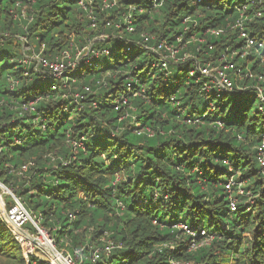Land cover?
I'll use <instances>...</instances> for the list:
<instances>
[{"label": "trees", "instance_id": "trees-1", "mask_svg": "<svg viewBox=\"0 0 264 264\" xmlns=\"http://www.w3.org/2000/svg\"><path fill=\"white\" fill-rule=\"evenodd\" d=\"M114 4L0 0V183L58 251L81 248L82 264H264V174L255 151L264 137L256 97L264 88V0ZM241 32L261 44L243 57ZM142 34L153 40L144 44ZM18 36L50 61L86 46L100 54L55 79L28 61ZM160 41L188 60L161 67L146 49ZM228 62L232 91L206 92L197 66ZM4 202L8 209L11 198ZM103 239L121 249L92 263ZM192 241L207 244L191 251ZM0 264L48 263L25 259L0 219Z\"/></svg>", "mask_w": 264, "mask_h": 264}, {"label": "built area", "instance_id": "built-area-1", "mask_svg": "<svg viewBox=\"0 0 264 264\" xmlns=\"http://www.w3.org/2000/svg\"><path fill=\"white\" fill-rule=\"evenodd\" d=\"M102 4L104 8H111L113 7L114 0H102ZM82 6V4L80 3ZM12 13V12H11ZM24 12L21 13L23 15ZM259 15V14H257ZM17 15H14V18H16ZM92 21L93 18L89 17ZM125 24L127 25V31L130 33L132 32L131 20L130 16L125 17ZM237 26L240 27V22H237ZM221 32L220 31H212L210 34L213 36H218ZM6 35V34H5ZM240 37L244 39L245 45H244V52L242 53L241 57H243L246 52L253 47L256 42L249 37L245 32L240 33ZM103 36H100L99 39L103 40ZM141 39L144 44H147L150 40H153L149 35L142 34ZM19 40L21 43H24L26 39L24 37H20ZM258 48L261 47V44H256ZM146 49L152 53L159 55V60L161 67L166 68L168 61L172 59L176 54L178 50L173 51L172 49L168 48L164 42H155L151 46H146ZM166 52V54H165ZM89 53H91L92 56H98L100 53H96L94 51L90 50L89 46L83 47L82 49L78 50L74 57H71L68 53H64L63 56L60 59H56L54 61L47 60L40 56H35L32 61L35 62L36 68L40 67L42 69H45L46 71L50 72L53 78L60 79L65 72L68 71H74L76 68H79V62L82 60L83 57H86ZM104 54H107L106 51L103 52ZM171 57V58H170ZM189 55L184 54L179 62L184 63L188 60ZM84 65H88V60L84 61ZM197 69L200 72V75L207 78L208 84H206L205 91L208 92L210 89V86L212 88H215L218 91H225V92H231L233 89V81L229 77V72H233L235 67L231 62H228L225 64L224 67L221 69L212 67L209 64L199 67L197 66ZM192 75V73H190ZM258 81H262L261 77H258ZM210 85V86H209ZM54 89V87H53ZM83 90L88 93L90 92V89L88 87H84ZM256 97L259 99L261 107H264V88L262 87H256ZM82 96L79 94L74 95V101L77 102L78 100H81ZM31 104H29L28 108H30ZM256 151V161L258 165L260 166L262 173L264 174V137L260 140L258 145L255 147ZM31 166V163H28L26 165H23L21 167V172L25 173L28 170V167ZM231 183H226L224 188L226 191H230ZM12 203L11 206L6 209L3 221L5 225H7V228H9L17 242L21 245L29 246V242L33 241V235H31L27 230H24L25 225L30 224L34 230L36 231V236L38 234L42 235L44 237L45 231L39 226V223L35 219L34 216H32L27 209L24 206V203L16 198L12 193H9ZM236 195H242V190L240 187H238ZM230 210L235 211V200L230 201ZM69 218L72 219V216L69 215ZM179 229L184 232L186 235L193 236V233L188 229L185 225H180ZM18 231V232H17ZM203 232L201 233V235ZM48 243L50 244L52 242L51 238L49 237ZM203 244H207V242L203 241L200 243H196L195 241L191 242V245L189 246V250L194 251L196 248L200 247ZM53 249V248H52ZM121 249V245L114 243L113 241L106 240L103 242V245L99 248H94L90 251L89 257L90 261L92 263H95L97 261L101 260V257H108L113 251ZM54 256L51 257V261L48 264H82V249L79 248L78 250H75L73 255L58 251L56 248L53 249V252H51ZM176 264V263H172Z\"/></svg>", "mask_w": 264, "mask_h": 264}, {"label": "rangeland", "instance_id": "rangeland-1", "mask_svg": "<svg viewBox=\"0 0 264 264\" xmlns=\"http://www.w3.org/2000/svg\"><path fill=\"white\" fill-rule=\"evenodd\" d=\"M22 12H24V10ZM18 18L19 17L17 16L15 19L17 20ZM18 37L20 38V36H18ZM21 44H22L21 50L26 53V55L28 57L27 58L28 61H32V59H34L36 54L32 53L30 45L27 43V41H24V43H21ZM100 60H106V58L101 57ZM170 60L173 61V63H181V62H179L180 59H178L176 56H174ZM171 79L177 80V79H179V77H178V75H173V76H171ZM43 81L46 84H48L50 82V79L48 77H46L45 80H43ZM40 83H41V81H40ZM231 99H232V97H229L228 101H230ZM257 106H258V104L255 103V105H253L251 111H254ZM9 193H12V191L8 187H5L3 184L0 183V219L1 220L3 219L5 211L7 209L6 205H5V202H4V198L6 196L10 197ZM15 197L21 200V198H19L17 196H15ZM11 203H12V200H11ZM24 230H26V229H24ZM32 237H33V241L34 242L30 241L29 242V244H30L29 246L21 244L22 252H23V255H24L25 259H27L28 256H33V257L37 258L40 261H44V262L49 263L51 261V257H52L50 254H51V252H53V249L54 248H56L57 250H59V249L52 242L50 244L48 243V241L50 239H49V234L46 231H45L44 237L42 235H40V234H38L37 236L33 235ZM105 241H106V239H103L102 243L105 242Z\"/></svg>", "mask_w": 264, "mask_h": 264}, {"label": "bare ground", "instance_id": "bare-ground-1", "mask_svg": "<svg viewBox=\"0 0 264 264\" xmlns=\"http://www.w3.org/2000/svg\"><path fill=\"white\" fill-rule=\"evenodd\" d=\"M45 245V244H44ZM51 256H54L53 254H50Z\"/></svg>", "mask_w": 264, "mask_h": 264}, {"label": "water", "instance_id": "water-1", "mask_svg": "<svg viewBox=\"0 0 264 264\" xmlns=\"http://www.w3.org/2000/svg\"><path fill=\"white\" fill-rule=\"evenodd\" d=\"M18 232V231H17Z\"/></svg>", "mask_w": 264, "mask_h": 264}]
</instances>
